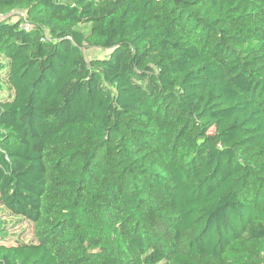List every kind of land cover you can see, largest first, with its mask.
Masks as SVG:
<instances>
[{
	"label": "trees",
	"instance_id": "16d2710c",
	"mask_svg": "<svg viewBox=\"0 0 264 264\" xmlns=\"http://www.w3.org/2000/svg\"><path fill=\"white\" fill-rule=\"evenodd\" d=\"M0 14V264H264V0Z\"/></svg>",
	"mask_w": 264,
	"mask_h": 264
},
{
	"label": "rangeland",
	"instance_id": "374dc122",
	"mask_svg": "<svg viewBox=\"0 0 264 264\" xmlns=\"http://www.w3.org/2000/svg\"><path fill=\"white\" fill-rule=\"evenodd\" d=\"M24 14L23 11L20 10H14L10 13L11 18H16L18 16H22ZM79 29H83L85 27H78ZM86 52L89 55H96L98 57H105V55L109 54L110 49H98V48H94V49H87ZM8 90H0V98H6L8 96ZM6 219H11L13 220V226H12V234L11 236L13 238L10 239H14V237L16 238H20L21 240L27 241L30 240L32 238L31 235V224L28 221L25 220H17L14 219L12 217L6 216ZM12 225V224H11Z\"/></svg>",
	"mask_w": 264,
	"mask_h": 264
},
{
	"label": "built area",
	"instance_id": "2783aa9c",
	"mask_svg": "<svg viewBox=\"0 0 264 264\" xmlns=\"http://www.w3.org/2000/svg\"><path fill=\"white\" fill-rule=\"evenodd\" d=\"M8 16H9L8 14H0V20H4V19H6ZM22 26H23V28H24L25 30H28V28H29V24H28L27 22H24V23L22 24Z\"/></svg>",
	"mask_w": 264,
	"mask_h": 264
}]
</instances>
